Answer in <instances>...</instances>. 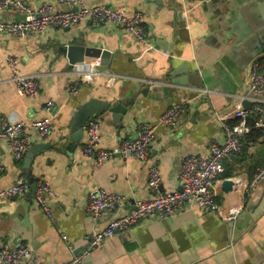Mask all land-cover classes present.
I'll return each mask as SVG.
<instances>
[{
    "label": "crops",
    "instance_id": "0c3cea01",
    "mask_svg": "<svg viewBox=\"0 0 264 264\" xmlns=\"http://www.w3.org/2000/svg\"><path fill=\"white\" fill-rule=\"evenodd\" d=\"M26 1L33 7L52 2L59 11L70 8L55 0ZM87 4L128 14L141 11L147 42H136L122 26L90 21L41 34L0 36V130L4 120L31 122L43 117L46 103H54L52 131L40 141L47 147L34 156L30 167H24V158L16 161L0 140V164L5 168L0 190L19 178L32 184L31 192L22 197H0V245L29 244L44 264H65L86 250L90 253L82 264L264 262V179L247 192L256 169L264 165V129L246 139L242 155L224 160L225 172L217 186L219 213L193 206L169 218L145 220L90 249L93 234L132 210L135 201L181 189L178 175L185 156L207 154L211 143L223 141L218 115L238 122L233 111L240 103L245 107L248 68L254 60L264 67V0H87ZM17 16L22 15L12 7L0 10V21H16ZM70 45L110 51L112 69L92 82L77 78L62 51ZM9 55L19 60L21 74H39L37 97L18 93L11 81ZM97 61L101 63L99 58L87 59L86 64ZM174 72L181 75L173 79ZM111 73L119 77L109 81ZM78 80L77 92L71 93L70 85ZM180 80L185 81L180 84ZM134 94L137 98L122 125L108 111L94 118L103 137L100 147L117 148L135 138L139 124L147 122L157 126L149 159L117 155L97 162L84 156L86 132L80 141H73L70 123L79 106L92 98L131 102ZM185 101L187 113L175 127L160 124L167 109ZM152 164L161 170L158 190L148 187ZM228 178H241L244 183L226 191L223 182ZM39 180L54 191L50 205L55 221L35 201L33 186ZM101 188L120 192L126 200L118 212L106 211L96 221L87 214V203ZM234 209L239 214L226 221Z\"/></svg>",
    "mask_w": 264,
    "mask_h": 264
},
{
    "label": "built area",
    "instance_id": "2783aa9c",
    "mask_svg": "<svg viewBox=\"0 0 264 264\" xmlns=\"http://www.w3.org/2000/svg\"><path fill=\"white\" fill-rule=\"evenodd\" d=\"M66 4L70 8L59 11L52 2H44L38 7H33L26 0H0V10L14 8L19 15L24 16L19 21H0V36L11 35L22 37L30 33L41 34L49 28L67 29L83 22L92 23L105 22L122 26L126 33L136 42L145 44L148 39V31L144 25V17L141 11L128 14L125 10H116L111 6L102 4L88 5L87 0H55ZM166 53V52H165ZM167 54V53H166ZM7 63L12 71V78L16 84L17 91L21 95L37 97L41 91L39 74H21L19 72V60L12 55L7 57ZM100 62L90 64H78L74 66L73 73L77 78L92 82L94 78L103 72L98 69ZM119 76L111 73L109 81ZM248 95L243 100L251 102L250 108H245L242 103L238 104L233 111V118L238 122L231 123L226 116H219L223 130V141L211 143L207 154H189L185 156L178 175L181 185L180 190L157 193L147 199L135 201L133 209L125 212L110 221L109 225L93 234L90 241V249L101 246L106 240L117 233H126L141 222L157 218L165 219L182 213L183 211L198 206L207 213H219L221 208L217 202V186L225 172L224 160L231 155H242L246 137L251 133L253 127L248 120L254 116V128L264 129V72L261 71V63L254 60L247 72ZM152 81H148L151 83ZM81 82L72 83L69 87L71 93H76ZM209 91V90H205ZM188 102H181L171 106L161 116L160 124L175 127L181 116L187 113ZM54 103L49 101L44 107L45 116L31 122L19 119L4 120L0 130V140L8 147L12 157L22 160L26 153L36 142L43 141L52 131ZM157 126L142 122L138 126L135 138L121 142L117 148L103 149L101 143L103 137L98 121L92 119L85 127L86 141L81 147L82 153L97 162H105L120 155L123 158L129 156L146 162L149 159L151 145L156 139ZM31 132V133H29ZM4 166L0 164V177L4 172ZM236 184H243V179L233 178ZM264 179V165L258 167L250 182L247 192ZM162 182L159 166H150L148 187L158 190ZM32 184L24 178H19L15 184L0 190V197L19 198L31 192ZM54 191L48 182L39 180L36 182L35 201L39 208L45 212L53 221L55 216L52 212L50 199ZM126 196L120 192L99 189L92 195L87 203V214L94 220H99L104 212H118L125 204ZM239 209H234L226 221L235 219ZM63 240H67L63 236ZM67 242L69 248L71 244ZM90 251L86 250L73 257L65 264H82L88 257ZM27 262L31 264H44L42 259L33 252L29 244L21 243L15 247L8 244L0 245V264H15ZM259 264H264L261 262Z\"/></svg>",
    "mask_w": 264,
    "mask_h": 264
},
{
    "label": "water",
    "instance_id": "95a60500",
    "mask_svg": "<svg viewBox=\"0 0 264 264\" xmlns=\"http://www.w3.org/2000/svg\"><path fill=\"white\" fill-rule=\"evenodd\" d=\"M24 18V16H17L16 21L23 20ZM62 51L67 55L69 63L73 66L78 64H85L87 63V59L93 60L99 58L101 59V66L98 67L100 71L105 72L108 69H112V64L110 63V60L111 58H113V54L108 50H103L101 48L90 46L70 45L67 47H63ZM179 75L181 74L174 72L172 77L174 79ZM183 81L185 80H180L179 83L182 84ZM136 98L137 95L134 94L131 99V102H124V100L122 99L121 101L115 104L109 101H103L96 98H92L84 102L79 106L70 122L73 130L72 140L76 142L80 141V139L85 133V127L87 126L89 121L107 111L113 114L114 120L117 124L122 125V121L125 115L127 114L128 109ZM243 103L246 108H250L252 105L251 102L248 100L244 101ZM45 147H47L46 143H35L24 157V167H30L34 156L37 153L41 152ZM235 185L236 182L233 178L225 179L223 182V187L226 191L233 190ZM33 188L36 191V185H34Z\"/></svg>",
    "mask_w": 264,
    "mask_h": 264
},
{
    "label": "trees",
    "instance_id": "16d2710c",
    "mask_svg": "<svg viewBox=\"0 0 264 264\" xmlns=\"http://www.w3.org/2000/svg\"><path fill=\"white\" fill-rule=\"evenodd\" d=\"M263 70H264V67L261 68V71H262V72H263ZM248 123L250 124V126L253 127V129H252L251 133L249 134V136L246 137L247 140H248V138H250V135H252V133H254V132H256V131H262V130H263V129H257V128H254L255 119H250V120L248 121ZM245 143H246V141H245Z\"/></svg>",
    "mask_w": 264,
    "mask_h": 264
}]
</instances>
